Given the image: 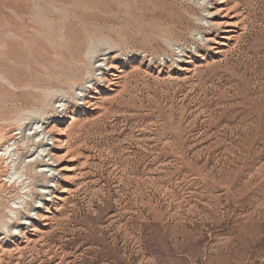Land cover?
I'll return each instance as SVG.
<instances>
[{
  "label": "rangeland",
  "instance_id": "obj_1",
  "mask_svg": "<svg viewBox=\"0 0 264 264\" xmlns=\"http://www.w3.org/2000/svg\"><path fill=\"white\" fill-rule=\"evenodd\" d=\"M7 129L0 264H264V0H0Z\"/></svg>",
  "mask_w": 264,
  "mask_h": 264
},
{
  "label": "bare ground",
  "instance_id": "obj_2",
  "mask_svg": "<svg viewBox=\"0 0 264 264\" xmlns=\"http://www.w3.org/2000/svg\"><path fill=\"white\" fill-rule=\"evenodd\" d=\"M219 4H222V2H219ZM89 104V103H88ZM22 134V133H20ZM15 135L17 134H12L11 131H8L7 130H0V198L2 196H4V194L9 190V188H14L17 184V182H10V181H7L10 177V180H11V177H19V176H24L25 175V170L30 166H33V165H25L24 162L16 165L13 168L14 171H12V173L14 172V174H11L10 176V169H9V166H7V170H4V163L7 162L9 160H11L12 157L16 158L17 154H16V151L19 150L21 147V143L22 142H25V141H18L17 138L15 137ZM42 135V134H41ZM39 135V136H41ZM46 136V135H45ZM22 138V137H21ZM23 139V138H22ZM15 146V148H13ZM18 152V151H17ZM51 155V154H50ZM52 156V160L54 162H57L58 163V160L54 158L53 155ZM27 164V163H26ZM7 165V164H6ZM11 167V166H10ZM13 167V166H12ZM31 169V168H30ZM44 171V170H43ZM52 169L49 170V172H51ZM43 174V173H41ZM40 174V175H41ZM38 175V174H37ZM44 175V174H43ZM39 176V175H38ZM21 178V177H20ZM10 185H9V183ZM24 185V184H23ZM33 187V186H32ZM19 189V188H18ZM21 189V188H20ZM18 196V195H17ZM20 197H15L13 200H10L11 202H16L17 200H19ZM12 206V205H10ZM15 209V207H14ZM17 210V209H16ZM15 214V213H14Z\"/></svg>",
  "mask_w": 264,
  "mask_h": 264
}]
</instances>
